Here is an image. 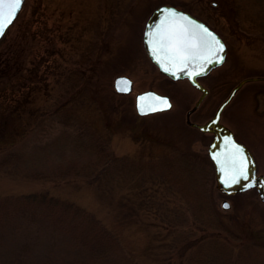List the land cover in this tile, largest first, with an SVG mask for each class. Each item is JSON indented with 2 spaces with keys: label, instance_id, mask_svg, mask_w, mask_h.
I'll return each mask as SVG.
<instances>
[{
  "label": "rangeland",
  "instance_id": "374dc122",
  "mask_svg": "<svg viewBox=\"0 0 264 264\" xmlns=\"http://www.w3.org/2000/svg\"><path fill=\"white\" fill-rule=\"evenodd\" d=\"M211 1L215 5H211ZM203 2L206 4L202 0H23L17 15L0 37V104L4 93L15 88L36 62L38 72L48 84L52 78L45 70L51 64V49H62L58 50L63 54L57 59L61 66L74 65L80 70L94 68L97 82L91 83L85 91V97L93 99L92 106L75 110L77 123L73 120L65 128L56 121H61L60 118L53 117L50 124L46 120L38 131L29 132V119L13 120V116L4 117L0 113L2 131L9 132L18 126L26 128L22 142L12 144L22 153L17 162L18 172L0 175V196L46 190L74 200L104 217V222L118 236L120 247L134 253L137 259L146 258L142 246L148 238V242L156 246L153 253L156 261L165 256L163 248L167 242L172 248L175 243L186 247L188 242L196 241L195 247L186 248L187 253L195 251L197 255L185 252L180 264H264V205L253 188L230 196L215 189L213 166L205 150L211 134L189 125L184 117L199 90L186 79L172 80L160 74L141 44L144 21L159 4L181 6L199 14L201 3L218 16L219 20L208 22L224 33L227 57L221 67L198 80L207 94L189 114L190 121L204 122L241 76L264 72V0ZM68 28L69 42H63V35L61 38L58 35ZM230 31L239 38L234 39ZM49 33L55 37L51 43ZM117 75L131 79L128 93L114 91L112 81ZM263 84L260 79L245 81L224 106L219 118L233 137L247 146L259 174H264ZM146 89L167 95L171 102L169 109L137 115L134 95ZM51 93L54 95L57 91L51 89ZM84 130L92 137L98 133L105 138L106 147L114 153L133 157L136 170L148 166L144 174L146 180L140 176L137 185L142 181L145 186V191L139 190V195L151 194L144 199L150 203L149 213L141 210L137 217L132 216V221L124 216L123 222L116 225L109 217L112 213L123 216L127 205L125 202L120 207L114 197L125 198L130 193L127 183L114 188L108 186L103 191L78 177L57 178L60 167L65 168L70 159L83 161L93 157V149L85 145V148L78 147L75 141L76 132L84 133ZM0 144L7 142L3 140ZM78 149L82 152L76 155ZM185 160L190 161L189 168ZM140 161L147 162L144 165ZM141 170L136 174H142ZM124 175L121 169V176ZM96 193L104 200L96 199ZM223 199L229 204L227 208L220 205ZM18 240L3 242L0 264L11 260ZM55 244L52 253L56 258L70 254L65 237ZM39 246L35 254L37 260L43 253L41 243ZM75 251L71 249L72 253Z\"/></svg>",
  "mask_w": 264,
  "mask_h": 264
},
{
  "label": "trees",
  "instance_id": "16d2710c",
  "mask_svg": "<svg viewBox=\"0 0 264 264\" xmlns=\"http://www.w3.org/2000/svg\"><path fill=\"white\" fill-rule=\"evenodd\" d=\"M49 34L48 40L51 43L55 37L51 33ZM62 35L63 42H69V38H67L70 35L69 28L68 31L64 30L58 36L61 38ZM51 50L49 53V56L51 52L53 54L51 64H48V69L45 70L52 78L48 84L43 79L42 74L38 72L39 63L36 62L35 66L29 70L28 75L15 88H10L4 93L3 101L0 104V113L4 117L11 115L13 120L22 117L25 118L24 120L29 119L32 124L28 120L30 126L27 130L29 132L35 129L38 131L41 126L46 124V120L50 124L53 117L55 119L60 118L61 121L57 119L56 121L60 122L63 128L71 125L73 120L76 124L78 117L75 115V110L84 109L86 108L83 107L85 105L92 106L93 103L90 96L85 97V91L88 90L91 83L94 85L97 82L95 81L96 70L86 68L82 71L74 65L61 66L57 59L63 54L58 51L62 49ZM51 89L57 93L53 95ZM75 124L73 123V125ZM2 125L3 120L0 115V143L3 140L7 142L4 145L0 144V175H14L18 172L17 162L22 153L12 144L22 142L26 128L18 126L10 129L9 132H4L1 128ZM79 125H82L81 122ZM92 136L88 135L85 130L84 133L76 132L77 146L85 145V147L93 149V157L83 161H70V159L63 169L57 165V168H61L60 172L56 173L57 178L70 180L72 177H78L88 184L93 183L94 186L103 191L108 186L114 188L121 183H127V190L130 193L125 198L122 195V198L121 196L114 197L115 202L120 207L125 205V202L127 205L123 216L121 213H112L109 217L116 225L123 222L124 216L127 217V220H131L132 216L137 217L142 211H145V214L149 213L150 203H146L144 199L146 200L150 193L147 192L143 196L139 195V190L145 191V186L142 185V181L137 185V179L140 176L142 180H146L144 174L145 170L149 169L148 166H142V174L140 172L136 174L141 168L136 170L133 157L128 158L114 153L106 147L107 140L98 133L94 137ZM106 138L108 139V134ZM81 152L78 149L76 155ZM185 161H187L186 165L189 168L188 162L190 161ZM141 162L145 165L147 161ZM121 169L125 172L124 176H121ZM25 175L23 173V176ZM37 176L42 175L37 173ZM54 176L53 178H55ZM96 199L104 200L102 195L98 193H96ZM137 203L139 206L136 208ZM117 205L113 203L114 207ZM61 237H65L66 248L70 251L66 258H56L52 253L55 243ZM17 238L20 241L18 240L16 249H13L11 260H4V264H180V258L185 252L188 255H197L195 251L187 253V248L195 247L196 241L188 242L187 248L183 244L177 243L170 248V244L167 242L163 248L165 256L156 261L153 259L156 246L148 242L146 237L147 243L142 246L146 258H134V253L125 252L120 247L118 236L104 222V217L85 209L74 200L49 194L46 190L0 196V246L5 240L15 241ZM41 239H45V241L41 242ZM40 243L43 246V253L41 259L37 260L35 254ZM72 248L76 249L73 253L71 252ZM159 257L161 256L159 255ZM173 257L174 261H172Z\"/></svg>",
  "mask_w": 264,
  "mask_h": 264
},
{
  "label": "water",
  "instance_id": "95a60500",
  "mask_svg": "<svg viewBox=\"0 0 264 264\" xmlns=\"http://www.w3.org/2000/svg\"><path fill=\"white\" fill-rule=\"evenodd\" d=\"M22 2L23 0H21L20 7L22 5ZM20 7L17 9L15 16L17 15ZM168 9H173L178 14H183L187 16L188 18H190L191 21L195 22L196 24L203 25L223 44V41L216 33H214L203 22L198 20L193 15L189 14L186 11L175 8L172 5L160 4L150 11L147 18L144 21L142 34H141L142 48L145 51L149 60L157 68V71L160 74L165 75L172 80L186 79L194 88L199 90V94L196 100L191 105V107L185 111V121L189 125L198 129L199 131L208 132L211 134L210 140L207 143L205 150H206V155L208 156L213 166V179H214L215 189L225 196H230L236 193H241L250 188H253L257 193L259 201L264 205V174H259L256 172L254 160L247 147L242 143H240L239 141L235 140L232 131L226 125H224L219 121L220 113L224 108V106L232 98L236 90L245 81L250 80L251 78H244L239 82H237L234 86H232L228 91L226 97L218 103V105L215 107L210 117L206 119L204 122L198 123V122L190 121L189 114L195 110V108L198 106V104L201 102V100L205 97L207 93V89L198 82L197 77L207 73L210 69L221 64L223 59L219 63L215 62L216 57L211 58L213 61L212 63H206L200 60H196L190 62L187 68H184L183 65L180 64H168L163 62L162 60L158 61L156 58L157 54L154 53L153 51L151 33L149 32V29H153L154 25H159L161 21L164 20L163 13ZM6 28H4L3 32L5 31ZM3 32H0V37L3 34ZM224 54H225V46H224V51L220 53V56L224 57ZM165 67L168 68V71L164 70ZM201 69L203 70L201 71ZM191 73H197V74L190 75ZM112 87L114 91L117 93H123V94L128 93L131 89V79L125 75H117L113 78ZM122 89H126V90H122ZM160 98H166L169 105H171L170 99L167 95L158 93L152 89H146L135 93L134 101H133V107L135 113L137 115L142 116V115L159 112V111H149V109L152 107L159 108ZM234 146L239 148L238 155L240 159L246 164L247 179L241 177L239 178L238 183L232 184L230 186H226L224 183L225 170L228 169L230 171L227 161L229 160L230 155L234 154L233 152ZM225 204L229 206L227 200L223 199L220 205L222 208H225L224 207Z\"/></svg>",
  "mask_w": 264,
  "mask_h": 264
},
{
  "label": "snow or ice",
  "instance_id": "6c2138e0",
  "mask_svg": "<svg viewBox=\"0 0 264 264\" xmlns=\"http://www.w3.org/2000/svg\"><path fill=\"white\" fill-rule=\"evenodd\" d=\"M20 4L21 0H0V32L12 22ZM163 15L164 20L159 25H154V30L149 29L153 51L157 54L158 61L180 64L184 68L196 60L212 63V57H216V63L222 61L220 53L224 51V46L206 27L196 24L173 9L164 11ZM164 70L168 71V68L165 67ZM159 104V108L152 107L149 111H162L170 107L166 98H160ZM233 152L227 161L230 171L225 170L226 186L238 183L241 177L247 179L246 164L238 155L239 148L234 146ZM224 207L227 208L228 205L225 204Z\"/></svg>",
  "mask_w": 264,
  "mask_h": 264
},
{
  "label": "flooded vegetation",
  "instance_id": "af4514ba",
  "mask_svg": "<svg viewBox=\"0 0 264 264\" xmlns=\"http://www.w3.org/2000/svg\"><path fill=\"white\" fill-rule=\"evenodd\" d=\"M202 3H205V2H203V0H202ZM206 4V3H205ZM160 5V4H159ZM171 5V4H170ZM211 5H215V2L214 1H211ZM158 6V5H157ZM172 6H174V5H172ZM156 7V6H155ZM154 7V8H155ZM175 8H178V9H180V10H183V11H186V12H188L189 14H191V15H193L194 17H196L198 20H200L201 22H203L209 29H211L214 33H216L219 37H220V39L223 41V44H224V46H225V54H224V57H223V61H222V63L221 64H219V65H217V66H215L214 68H212V69H210L207 73H205V74H203V75H200L199 77H197V80H199V79H203V78H205V77H207L208 75H210L211 73H212V71H214L215 69H217V68H219V67H221L223 64H224V60H225V57H227V53H228V49H227V45H226V43H225V37H224V33H222V32H220L218 29H216L214 26H213V24H210L208 21L210 20L211 22H213V21H216V20H219L218 19V16H216V14L213 12V11H209L203 4H199V9H200V13L198 14V13H196V12H192L191 10H189L188 8H183V7H178V6H174ZM220 17V16H219ZM144 25V24H143ZM143 28V27H142ZM228 29H229V26H228ZM230 33H231V36H233V34L235 35V32H233V31H230ZM233 38L234 39H237V38H239L238 36L237 37H235V36H233ZM234 66H236V65H234ZM233 69H234V67H232ZM259 77V78H258ZM244 78H251V79H260V80H262V81H264V72H253V73H247V74H244L243 76H241L238 80H237V82H239L240 80H242V79H244ZM250 79V80H251ZM236 82V83H237ZM235 83V84H236ZM234 84V85H235ZM233 85V86H234ZM263 86H264V84H263ZM264 88V87H263ZM237 91V90H236ZM207 94V93H206ZM195 111V110H194ZM193 112V111H192ZM191 112V113H192ZM190 113V114H191ZM185 117V116H184ZM190 117V116H189ZM190 120V119H189ZM221 122V121H220ZM224 124V123H223ZM233 134V133H232ZM234 136V135H233ZM235 138V137H234ZM235 140H237L236 138H235ZM238 141V140H237ZM240 142V141H239ZM241 143V142H240ZM243 145H245L244 143H242ZM246 146V145H245ZM247 147V146H246ZM248 149V148H247ZM249 150V149H248ZM256 170V169H255Z\"/></svg>",
  "mask_w": 264,
  "mask_h": 264
},
{
  "label": "bare ground",
  "instance_id": "6f19581e",
  "mask_svg": "<svg viewBox=\"0 0 264 264\" xmlns=\"http://www.w3.org/2000/svg\"><path fill=\"white\" fill-rule=\"evenodd\" d=\"M196 90V89H195Z\"/></svg>",
  "mask_w": 264,
  "mask_h": 264
}]
</instances>
